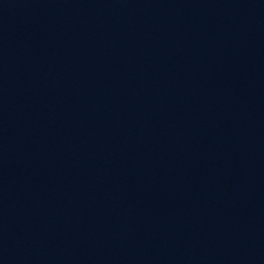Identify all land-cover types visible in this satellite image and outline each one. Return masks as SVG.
<instances>
[{
    "label": "water",
    "instance_id": "95a60500",
    "mask_svg": "<svg viewBox=\"0 0 264 264\" xmlns=\"http://www.w3.org/2000/svg\"><path fill=\"white\" fill-rule=\"evenodd\" d=\"M0 264H264V0H0Z\"/></svg>",
    "mask_w": 264,
    "mask_h": 264
}]
</instances>
